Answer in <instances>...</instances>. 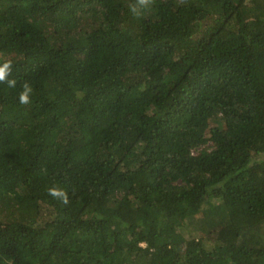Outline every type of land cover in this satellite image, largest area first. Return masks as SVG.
<instances>
[{
    "label": "trees",
    "instance_id": "trees-1",
    "mask_svg": "<svg viewBox=\"0 0 264 264\" xmlns=\"http://www.w3.org/2000/svg\"><path fill=\"white\" fill-rule=\"evenodd\" d=\"M6 60L0 264H264V0H0Z\"/></svg>",
    "mask_w": 264,
    "mask_h": 264
},
{
    "label": "clouds",
    "instance_id": "clouds-1",
    "mask_svg": "<svg viewBox=\"0 0 264 264\" xmlns=\"http://www.w3.org/2000/svg\"><path fill=\"white\" fill-rule=\"evenodd\" d=\"M138 5L140 6H147L151 3V0H137ZM131 11L139 15V11L136 6H131ZM12 70V62L11 60H6L2 64H0V83H6L9 88H14L16 86V80L15 79H8L10 73ZM23 90L19 93L18 101L22 105H27L31 103L30 94L32 93V87L30 84L25 82L23 84ZM49 195H52L54 197H62L63 202L67 203V194L61 190L56 188H50Z\"/></svg>",
    "mask_w": 264,
    "mask_h": 264
}]
</instances>
